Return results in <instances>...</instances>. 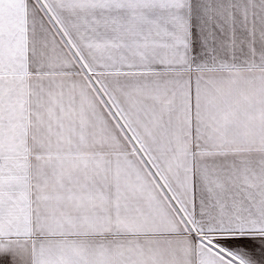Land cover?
<instances>
[{
  "label": "snow or ice",
  "instance_id": "6c2138e0",
  "mask_svg": "<svg viewBox=\"0 0 264 264\" xmlns=\"http://www.w3.org/2000/svg\"><path fill=\"white\" fill-rule=\"evenodd\" d=\"M0 264H264V0H0Z\"/></svg>",
  "mask_w": 264,
  "mask_h": 264
}]
</instances>
